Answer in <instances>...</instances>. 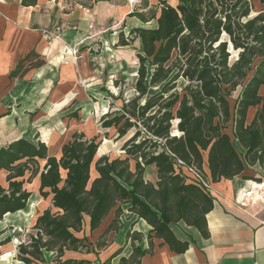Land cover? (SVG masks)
<instances>
[{
  "label": "trees",
  "instance_id": "1",
  "mask_svg": "<svg viewBox=\"0 0 264 264\" xmlns=\"http://www.w3.org/2000/svg\"><path fill=\"white\" fill-rule=\"evenodd\" d=\"M260 3L264 6V0ZM159 4V12H130L155 24L133 27L128 36L122 29L116 44L140 42L134 47L138 69L132 91L127 86L117 94L107 90L121 104L111 106L100 122L104 130L115 128L119 137L132 131L122 145L125 156L99 155V136L83 131H75L56 155L46 142L27 136L0 146V220L27 207L28 184L34 180L40 195L49 199L32 227L36 232L18 244L16 259L47 264L45 251H56L57 264H91L63 256L66 250H89L86 236L78 235L86 216L94 230L114 209L109 230L120 226L123 205L176 249L170 224L183 220L208 236L206 215L214 206L211 191L180 160L210 182L264 164V8L252 16V0ZM232 49L238 52L234 61ZM180 79L186 80L181 88ZM251 107L255 111L248 122ZM78 111L68 116L78 118ZM149 165L157 168L156 184L144 177ZM4 233L0 230V248L12 241Z\"/></svg>",
  "mask_w": 264,
  "mask_h": 264
},
{
  "label": "crops",
  "instance_id": "2",
  "mask_svg": "<svg viewBox=\"0 0 264 264\" xmlns=\"http://www.w3.org/2000/svg\"><path fill=\"white\" fill-rule=\"evenodd\" d=\"M43 1L38 0L36 4L27 6L21 0H0V105L9 102L10 107L17 100V106L7 109L10 113L0 118V135L8 127L16 128L17 122L20 127H26L31 122L30 115L41 102L42 92H38L36 83L30 85L29 80L50 82L60 76L58 69L53 71L55 65L48 61L53 54L46 52L50 47L42 41L43 30L39 27H32L30 31L25 29L28 15L34 17ZM106 3L114 8L117 6L114 0H106ZM83 9L87 12H78L76 8L75 12L67 14L72 15V33L85 28L87 32L88 28L97 30L94 14L89 13L86 7ZM132 11L127 10L120 21L125 23ZM5 16H12L13 22L6 20ZM121 30L114 36L115 45ZM65 35H69V32ZM35 53L41 54L45 60L38 67L27 64V59ZM72 75L67 71L63 76L61 73L64 78ZM7 110H1L0 114ZM254 111L253 107L248 110V122ZM74 119L78 120L72 117V121ZM22 136L27 135L17 134L0 143V146ZM61 146L56 154L61 151ZM205 170L209 173L206 165ZM0 175L4 176L3 173ZM144 177L156 184L159 179L156 166H147ZM211 188L214 206L206 215L208 236L183 220L171 223L170 228L178 240L174 244L176 249H172L163 237L156 235L151 224L132 213L129 205H123L120 226L109 230L116 216L114 209L94 230H91L90 218L86 216L84 228L78 235L86 236L89 250H66L63 258L85 259L91 264H264V164L247 166L241 174L231 179L222 178L211 182ZM11 253L9 264H26L15 258L17 247ZM44 256L47 264H57L56 251H45ZM122 259H126V262H122Z\"/></svg>",
  "mask_w": 264,
  "mask_h": 264
},
{
  "label": "rangeland",
  "instance_id": "3",
  "mask_svg": "<svg viewBox=\"0 0 264 264\" xmlns=\"http://www.w3.org/2000/svg\"><path fill=\"white\" fill-rule=\"evenodd\" d=\"M168 1L177 4V0ZM114 2L117 4L116 8L108 5L106 0H44L34 17L28 15L26 31H30L32 27L43 30L42 41L50 47L46 52L53 54L48 61L55 65L53 71L56 72L58 69L60 76L50 82L29 80L30 85L36 83L38 92H42L41 102L37 105L36 111L30 115L29 125L20 127L17 122L16 128H6L3 135H0V143L22 133L30 139L45 140L50 154H56L61 144L67 141L73 132L80 130L89 137L99 136L98 139L101 140L99 155L108 153L112 157L125 156L122 145L131 136L132 131L124 137H119L115 128L104 130L100 127V122L103 114L111 106L116 107L121 104L120 100H114L107 90L117 94L119 87L127 86L129 92L132 91L138 69L137 51L134 47H139V42L136 41L133 47H130L117 46L113 40L121 29H124L128 36L133 26L155 24V21L143 23L137 16H127L123 23L120 18L126 15L127 10L138 9L148 12L154 8L159 12L160 4L159 0H114ZM252 2L253 16L264 6L261 5L260 0H252ZM83 7L94 14L97 30L88 28L87 32L85 28L72 33L70 28L72 15L67 14L75 12L76 8L78 12L80 10L87 12ZM5 19L13 22L12 16H5ZM67 32L69 35H65ZM84 50L87 53H83ZM237 54L238 52L232 49V61L237 58ZM43 61L45 60L42 55L35 53L27 59V64L38 67ZM66 71L73 75L67 78L61 77V73L63 76ZM114 80H118V86L114 84ZM185 83L186 80L180 79L179 88ZM262 93L264 94V89ZM72 101L75 102L71 104ZM16 103L17 100L13 101L10 107L17 106ZM8 105L9 102L0 105V111L10 109ZM77 109H79L78 120L72 121L68 115ZM252 117L250 120L253 119ZM37 187L38 182L35 184V180L28 184L32 196L22 212L7 214L3 220H0V230L5 229L2 236L12 235V241L0 248V264H9L11 250L20 242L29 240L31 234L36 232L32 226L37 214L43 211L49 202L40 195Z\"/></svg>",
  "mask_w": 264,
  "mask_h": 264
},
{
  "label": "built area",
  "instance_id": "4",
  "mask_svg": "<svg viewBox=\"0 0 264 264\" xmlns=\"http://www.w3.org/2000/svg\"><path fill=\"white\" fill-rule=\"evenodd\" d=\"M92 27V24H90ZM74 29H77V27H74ZM179 165L183 166L187 172L192 176L194 180H196L198 183H200L203 187L211 191V182L204 177V175L195 167L186 165L183 161H179Z\"/></svg>",
  "mask_w": 264,
  "mask_h": 264
},
{
  "label": "bare ground",
  "instance_id": "5",
  "mask_svg": "<svg viewBox=\"0 0 264 264\" xmlns=\"http://www.w3.org/2000/svg\"><path fill=\"white\" fill-rule=\"evenodd\" d=\"M23 210L19 211V212H22Z\"/></svg>",
  "mask_w": 264,
  "mask_h": 264
}]
</instances>
